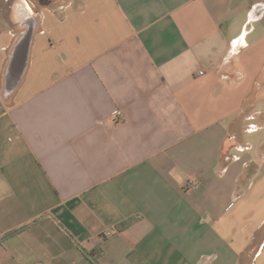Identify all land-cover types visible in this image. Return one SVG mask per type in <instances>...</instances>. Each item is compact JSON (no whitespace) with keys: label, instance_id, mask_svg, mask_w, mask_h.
<instances>
[{"label":"crops","instance_id":"0c3cea01","mask_svg":"<svg viewBox=\"0 0 264 264\" xmlns=\"http://www.w3.org/2000/svg\"><path fill=\"white\" fill-rule=\"evenodd\" d=\"M91 257L264 264V0H0V264Z\"/></svg>","mask_w":264,"mask_h":264},{"label":"water","instance_id":"95a60500","mask_svg":"<svg viewBox=\"0 0 264 264\" xmlns=\"http://www.w3.org/2000/svg\"><path fill=\"white\" fill-rule=\"evenodd\" d=\"M30 34H22L11 49L5 69V90H11L20 81L27 62Z\"/></svg>","mask_w":264,"mask_h":264},{"label":"trees","instance_id":"16d2710c","mask_svg":"<svg viewBox=\"0 0 264 264\" xmlns=\"http://www.w3.org/2000/svg\"><path fill=\"white\" fill-rule=\"evenodd\" d=\"M37 2H38L39 4H41V5H47V4L49 3V0H37ZM133 219H134V218H129V219H127V220H124V221L120 222V223L118 224V228L121 229V228H123V227L129 225V224L133 221ZM19 230H20V229H16V230H14V231H12V232H9L7 235H12V234L16 233V232L19 231ZM84 252H85V250H84ZM90 260H91V262H92L93 264H98L96 257H94V258L91 257Z\"/></svg>","mask_w":264,"mask_h":264},{"label":"built area","instance_id":"2783aa9c","mask_svg":"<svg viewBox=\"0 0 264 264\" xmlns=\"http://www.w3.org/2000/svg\"><path fill=\"white\" fill-rule=\"evenodd\" d=\"M201 73H202V71L199 72V74H201ZM119 114H120V112L117 113V115H119ZM191 185H193V184H191ZM107 233H108V232H107Z\"/></svg>","mask_w":264,"mask_h":264}]
</instances>
